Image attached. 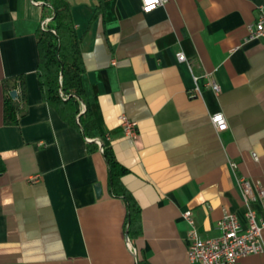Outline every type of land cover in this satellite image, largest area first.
<instances>
[{
  "label": "crops",
  "instance_id": "obj_1",
  "mask_svg": "<svg viewBox=\"0 0 264 264\" xmlns=\"http://www.w3.org/2000/svg\"><path fill=\"white\" fill-rule=\"evenodd\" d=\"M67 1L95 110L93 137L42 99L40 3L0 0V264H136L142 256L198 264L187 257L183 212L202 237H213L225 212L246 224L236 175L264 187V40L247 38L262 0H167L150 12L140 0ZM17 87L18 119L5 123L4 101ZM218 111L228 124L222 132L210 121ZM120 114L137 122L135 140L124 135ZM96 139L128 170L121 182L140 207L133 239ZM252 206L264 222V206ZM235 264H264V250Z\"/></svg>",
  "mask_w": 264,
  "mask_h": 264
},
{
  "label": "trees",
  "instance_id": "obj_2",
  "mask_svg": "<svg viewBox=\"0 0 264 264\" xmlns=\"http://www.w3.org/2000/svg\"><path fill=\"white\" fill-rule=\"evenodd\" d=\"M40 3L42 18H50L45 28L37 31L36 45L38 62L36 74L42 99L58 115L76 128H80L86 137H93L97 129L95 110L84 90L82 75L84 62L81 52V37L78 35L67 0H34ZM101 6L96 5L94 13ZM12 82L11 87H15ZM22 86V82L20 83ZM82 105L85 106L81 112ZM19 107L17 101L7 95L4 101L5 123H16ZM96 142L88 143L89 150L96 147ZM102 154L108 165V182L110 191L122 197L127 204L126 229L131 239L140 234V207L132 194L124 187L121 177L127 173L116 158L112 147L102 139ZM0 160V171L3 170ZM136 264H150L142 256Z\"/></svg>",
  "mask_w": 264,
  "mask_h": 264
},
{
  "label": "built area",
  "instance_id": "obj_3",
  "mask_svg": "<svg viewBox=\"0 0 264 264\" xmlns=\"http://www.w3.org/2000/svg\"><path fill=\"white\" fill-rule=\"evenodd\" d=\"M140 1L143 12H150L157 6L167 2V0ZM49 19L42 20V28L46 27ZM247 38L264 40V0L258 6L255 20L247 25ZM176 55L178 60H185L182 52H177ZM207 84L213 90H219V86L211 78L208 79ZM217 116L221 118L219 121L215 120ZM118 118L124 135L135 140L138 136L137 122L128 118L125 114H120ZM210 121L218 132H222L228 127L225 115L221 111L211 114ZM105 137L108 139L107 135ZM96 140L101 146L102 141ZM252 155L257 159L254 152H252ZM230 165L232 168L235 167L234 162H230ZM236 182L245 207V226L241 224L237 214L225 212L216 223L219 234L213 237H202L194 224L191 211L186 210L183 212L182 215L190 226L187 233V257L190 262L198 264H235L242 256L264 250V244H262L264 222L258 220L256 210L252 206L253 204L264 206V187L256 185L250 178L242 175H236Z\"/></svg>",
  "mask_w": 264,
  "mask_h": 264
},
{
  "label": "water",
  "instance_id": "obj_4",
  "mask_svg": "<svg viewBox=\"0 0 264 264\" xmlns=\"http://www.w3.org/2000/svg\"><path fill=\"white\" fill-rule=\"evenodd\" d=\"M19 94V88H15V89H12L10 90L9 92V95L12 97V98H16L17 95ZM95 190H96V193L97 195L100 193L101 189H100V185L99 184H96L95 185ZM126 234H127V230H126Z\"/></svg>",
  "mask_w": 264,
  "mask_h": 264
},
{
  "label": "clouds",
  "instance_id": "obj_5",
  "mask_svg": "<svg viewBox=\"0 0 264 264\" xmlns=\"http://www.w3.org/2000/svg\"><path fill=\"white\" fill-rule=\"evenodd\" d=\"M220 119H221L220 116L215 117V120H217V121H219ZM5 203H10V200L9 201H5Z\"/></svg>",
  "mask_w": 264,
  "mask_h": 264
}]
</instances>
